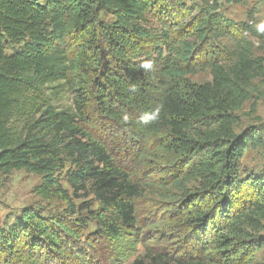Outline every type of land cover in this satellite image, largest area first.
Masks as SVG:
<instances>
[{
    "label": "trees",
    "instance_id": "16d2710c",
    "mask_svg": "<svg viewBox=\"0 0 264 264\" xmlns=\"http://www.w3.org/2000/svg\"><path fill=\"white\" fill-rule=\"evenodd\" d=\"M247 2L0 0V175H36L66 206L0 226V264H118L145 239L136 202L157 165L174 173L160 186L196 187L156 230L174 256L147 264H264V176L239 166L257 132L233 131L264 61L252 26L221 12ZM199 71L211 81L192 83Z\"/></svg>",
    "mask_w": 264,
    "mask_h": 264
},
{
    "label": "rangeland",
    "instance_id": "374dc122",
    "mask_svg": "<svg viewBox=\"0 0 264 264\" xmlns=\"http://www.w3.org/2000/svg\"><path fill=\"white\" fill-rule=\"evenodd\" d=\"M185 6L192 4L199 5V0H183ZM221 12L224 16L234 22L252 24L255 32L254 36H243L249 40L253 47L252 51L256 58L264 61V0H248L245 5H222ZM264 67V66H263ZM192 83L201 85L211 81L207 71H199L189 76ZM247 98L242 103L238 111L234 113L236 125L233 131L236 135H241L245 131L251 130L257 132V138L248 146L247 151L239 162L240 174H257L264 176V75L256 77L250 81L246 88ZM154 159H147L151 165ZM161 167V171L152 175V169L145 171L144 188L142 198L136 202V213L140 223L143 226L144 240L131 251V255L122 259L118 264H133L135 260H140L141 264H147L148 254L159 253L161 250L174 256L176 250L175 240L166 239L164 232L158 233L156 230H163L167 215L165 213L172 206L176 199H179L184 193L190 192L196 187L194 182H181L180 189L171 186H160L157 178L162 174L163 182L173 180L172 169ZM165 168V169H164ZM158 168H156L157 171ZM143 174V175H144ZM161 181V182H162ZM62 187L69 190L64 181H59ZM41 183L40 177L26 173L25 171H16L10 174L0 175V226L3 227L6 221L11 224L13 219L27 207H42L51 213H60L66 206L60 201L54 199H43L34 192V188ZM150 186V187H149ZM70 191V190H69ZM69 194H71L69 192ZM89 203L94 210H98V205L92 198ZM77 205L81 201L74 200ZM85 214V212L83 213ZM96 225L88 224L85 236L89 232H94ZM175 232V231H173ZM104 243V242H103ZM130 251V250H129ZM264 258V249L255 255L254 262H260Z\"/></svg>",
    "mask_w": 264,
    "mask_h": 264
},
{
    "label": "built area",
    "instance_id": "2783aa9c",
    "mask_svg": "<svg viewBox=\"0 0 264 264\" xmlns=\"http://www.w3.org/2000/svg\"><path fill=\"white\" fill-rule=\"evenodd\" d=\"M249 26H252V24H250ZM248 35V32H245L244 34H243V36H247Z\"/></svg>",
    "mask_w": 264,
    "mask_h": 264
}]
</instances>
